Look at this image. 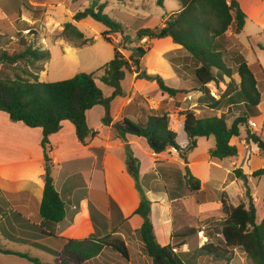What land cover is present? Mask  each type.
Masks as SVG:
<instances>
[{"label":"crops","instance_id":"0c3cea01","mask_svg":"<svg viewBox=\"0 0 264 264\" xmlns=\"http://www.w3.org/2000/svg\"><path fill=\"white\" fill-rule=\"evenodd\" d=\"M99 1L102 2L95 0L93 3L102 5L98 4ZM237 1L248 17L246 25L251 21L264 28V0ZM80 2L88 5L87 0H0V36L11 35L9 37L15 40L14 34L21 32L19 29L28 24L26 21L32 24L47 23L50 33L56 30L58 35L61 33L57 39L50 35L41 38L42 50L50 54V60L36 73L40 82H59L77 75L75 72L71 78L49 80L57 57L65 64V70L77 64L74 58L83 47L72 44L70 41L76 38H67L63 32L65 25L70 23L86 35L83 28H87L86 21L90 18L74 21L78 12L73 7ZM106 2L108 4L103 3L106 5L105 13L110 0ZM125 3V0H120V4L115 6L116 15L113 17L122 24L124 36L130 16H134L123 6ZM181 10L182 7L171 12L166 20ZM52 13H59V20L49 17ZM36 14L39 17H34ZM67 19L69 21L66 22ZM143 42L148 43V47L141 58V72L159 75L167 86L190 93L182 100H175L163 94L156 82L139 79L138 73L127 71L122 82L123 95L112 102L111 126L103 124L105 109L102 106L88 111L87 124L97 135L89 137L83 145L77 138L75 126L69 121L62 123L60 132L50 138L51 174L66 213L64 220L56 227L55 236L41 228L43 219L40 210L45 190L44 177L48 169L42 147L43 130L13 123L7 113L0 111V246L4 250L29 255L46 264H60L57 254L62 249V239H103L111 236L124 241L129 258H124L111 247H105L97 258L86 264H153L143 253L139 227L134 221L141 196L127 169L126 147L140 161V185L152 203L151 221L156 239L162 247L173 244L174 234L196 229L197 234L187 240L181 251L200 249L209 242L206 229L213 227L215 222L224 221L228 209L248 204L247 187L257 207L259 221L264 219V177H253L255 172L264 169V154L257 144L247 140V132L250 131L264 141V130L256 122L257 119H264V94L261 90L260 116L251 120L256 122L257 129L243 127L240 136L232 138L231 145L238 149L235 158L223 161L212 159L211 151L216 147L214 137L199 138L197 148L188 155L187 163L171 149L155 154L144 138L127 136L126 140H122L117 137L113 125L124 118L143 124L149 116L168 114L175 104L180 110L188 109L197 115L226 114L229 127L240 115L227 104L228 98L234 93V88L228 89L230 82L207 86L206 91L214 93L216 100L222 99L221 107L216 108L191 73L186 61L189 54L181 46L170 38H144ZM162 43L168 44L169 49L158 51L155 45ZM121 53L128 58L124 51ZM113 92L112 89L108 97ZM203 100L205 103H202ZM170 121L171 130L177 133L178 145L186 149L189 139L182 118L170 115ZM180 123L183 134L187 136L185 144L179 142L180 132L174 128ZM187 170L201 183V190L197 194L189 193L183 184ZM237 170L248 177L247 186L242 179L235 178ZM206 258L209 257H202ZM200 260L198 264H201ZM0 264L33 263L17 255L0 253Z\"/></svg>","mask_w":264,"mask_h":264},{"label":"trees","instance_id":"16d2710c","mask_svg":"<svg viewBox=\"0 0 264 264\" xmlns=\"http://www.w3.org/2000/svg\"><path fill=\"white\" fill-rule=\"evenodd\" d=\"M177 1L182 7L180 12L171 15L162 28L139 30L137 39L170 38L181 46L189 54L186 61L190 65L191 73L216 108L221 107L222 99L216 100L210 91H206L207 86L212 83L219 85L225 77L231 79L228 89L234 88V93L228 98L227 104L239 112V117L229 127L226 114L197 115L188 109L180 110L175 104L168 114L149 116L146 123L138 124L124 118L114 124L113 128L117 137L122 140H126L127 136L146 139L155 154H162L174 148L186 163L188 155L197 148L199 138H215L216 147L211 151L212 159L223 161L235 158L238 156V149L231 145L232 138L239 137L241 128L247 127L252 119L260 116L261 92L256 76L243 55L244 45L239 39L248 17L237 0ZM158 4L162 6L163 0H159ZM105 9L106 5L93 3L91 7L75 14L74 21L81 22L90 18L107 28V31L102 33V37L106 42L114 45V58L103 67L100 80L105 86L114 90L110 97H105L98 87L94 74L80 73L68 80L40 82L38 75L32 69H36L38 64L48 62L50 54L36 48L34 44L30 45L23 36L13 45L12 50H0V67L18 68L20 64L26 66L18 69L19 74L14 79L0 78V111L7 113L13 123H23L29 128L43 130L42 147L48 169L44 177L45 190L40 210L43 219L41 228L50 231L51 236H55L56 227L64 220L66 214L65 204L55 188L50 159L52 151L50 138L60 132L62 123L69 121L75 126L77 138L83 145L87 143L89 137L97 135V132L91 130L87 124L88 111L96 106H102L105 109L103 124L111 126L112 102L123 95L122 82L127 71L138 73L139 79L156 82L163 94L175 100H182L190 93L187 90H177L167 86L159 75L141 72L142 57L133 55L129 60L126 59L120 47L110 39L111 35H123V26L107 15ZM230 30L232 35H228ZM63 34L67 38L74 37L85 41L84 34L70 23L65 25ZM227 59L236 65V69L228 65ZM256 68L264 80L262 65L257 63ZM41 70L42 68L38 71ZM235 74L241 79L239 86L233 81ZM202 103L205 101L203 100ZM170 115H177L184 122V130L189 139L186 149H182L177 143V133L170 128ZM247 140L257 144L264 154V141L260 136L248 131ZM126 165L141 196L134 221L139 227L138 234L143 243V253L152 260L153 264H198L197 259L204 256L212 257L223 264H231L232 256L228 254L238 250L247 255L254 264H264V219L259 221L258 210L248 187L246 192L248 204H241L227 211L225 208L227 212L225 220L205 231L209 242L200 249L182 252L181 248L187 244L189 238L197 234L196 230L189 229L174 234L173 244L162 247L156 239L151 221L152 203L140 185L141 164L129 147H126ZM234 175L235 178L242 179L247 186L246 175L240 170L235 171ZM253 177H264V169L255 172ZM183 179V184L188 188L189 193L200 192V181L188 170ZM61 244L62 249L57 254L61 260L60 264H86L97 258L105 247H111L124 258H129L124 241L113 239L111 236L103 239H62ZM0 253L17 255L33 264H46L29 255L4 250L1 246Z\"/></svg>","mask_w":264,"mask_h":264},{"label":"rangeland","instance_id":"374dc122","mask_svg":"<svg viewBox=\"0 0 264 264\" xmlns=\"http://www.w3.org/2000/svg\"><path fill=\"white\" fill-rule=\"evenodd\" d=\"M95 0H87V3L80 2L77 5L73 7V9L77 12L84 11L88 7H91L93 2ZM118 0H110V6H108V10L106 11V14L110 17H115L116 15V8L119 2ZM159 0H125V4L123 6H126L131 13L134 15L133 17L130 16L128 25H126L128 29L126 31L125 36L121 35H112L110 36V39H112L113 43L115 45H118L120 47L121 51H124L126 53V56L130 59L133 55H137L142 57L145 54V49L148 47V43L143 42L142 40L137 39V33L141 29H158L162 28L166 23V18L168 15H170L171 12L178 11L181 7L180 3L177 0H163V5L160 6L158 4ZM107 3L106 0H102V2L99 1L98 4ZM64 12V10H61ZM36 13V12H35ZM40 13V12H39ZM59 13H52L49 17L54 19L55 21L59 20L58 15ZM138 15V16H137ZM142 16H147V19H144ZM34 17H39L34 15ZM65 17V15L63 16ZM49 21V20H48ZM69 21L68 19L66 22ZM87 28H83V31L86 35L85 41L84 40H73L72 38V44L75 46L83 47L79 50L78 54L74 58L77 61V64L73 67H71L69 70H65V64L62 62L60 57H57L55 59V69L50 72L49 80H58V79H66L71 78L72 74L77 72V74L80 73H87V74H95V77H97V84L101 88V90L104 91V95L108 97L110 93H112V89L105 86L99 79V76L103 75V67L108 64L114 57V45L106 42L104 38L102 37V33L107 31V28H105L100 23H97L93 19H89ZM26 23L23 27H21L19 30L21 31L19 34L15 33V40H12L9 36H0V50H12L13 45L17 43L18 39L23 36L30 45H35L36 48L42 49L43 42H41L42 36L47 38V35L52 36L53 38L57 39L59 32L50 33L48 30V24H32L30 21H26ZM55 28V26H54ZM57 28V27H56ZM95 30V31H93ZM105 30V31H104ZM24 31H29V34H24ZM104 31V32H102ZM98 32V33H97ZM102 32V33H101ZM18 35V36H17ZM228 35H232V30L228 32ZM62 38V37H60ZM240 41L244 45L243 55L245 56L248 64L251 66L256 79L258 81V88L261 90L264 94V80L262 79L259 71L256 68V64L259 63L262 65L264 70V28L261 26L249 21L246 25V28L244 29L243 33L240 36ZM85 42V43H84ZM161 43V42H160ZM86 44V46H82ZM155 47L158 49V51H163L166 49H169V45L166 43L155 45ZM140 49V50H139ZM142 49V50H141ZM143 51V55H139V51ZM227 63L230 67H233L236 69V65L227 59ZM25 66V64H20L18 68H9V67H0V78L4 79H14L17 74H19L18 69H22ZM44 66L43 64H38L36 66V69H32L34 72L38 73L39 69ZM26 67V66H25ZM44 68V67H43ZM227 78V77H225ZM222 82H230L231 79H225ZM240 77L238 74H235L233 76V81L236 83V86L240 85ZM237 81H239V84H237ZM58 82V81H55ZM215 90V89H213ZM260 91V92H261ZM217 93V92H215ZM264 109V106H263ZM256 122L258 123L259 127L264 130V119H257ZM182 123L179 125L177 124L174 128L180 132V135L178 137L180 143H184L187 140L186 134H183L182 129ZM249 127V124L248 126ZM185 144V143H184ZM185 146V145H183ZM220 222L213 223L214 226L217 224H220ZM212 225V226H213ZM196 230V229H195ZM202 237V234L200 235ZM193 243V242H192ZM191 244V242H190ZM194 251V250H192ZM228 256H232L231 264H254L252 260H250L247 255H245L242 251H232L228 254ZM202 259H197V262ZM201 264H223V262H217L214 258L209 257L206 259L200 260Z\"/></svg>","mask_w":264,"mask_h":264},{"label":"built area","instance_id":"2783aa9c","mask_svg":"<svg viewBox=\"0 0 264 264\" xmlns=\"http://www.w3.org/2000/svg\"><path fill=\"white\" fill-rule=\"evenodd\" d=\"M24 34H29V31H24L23 32ZM211 95L214 97V98H217L216 95L214 93H211ZM249 127L253 130L257 129V124L256 122L254 121H250L249 122ZM172 151H174L175 153H178L177 150H175L174 148H171Z\"/></svg>","mask_w":264,"mask_h":264},{"label":"water","instance_id":"95a60500","mask_svg":"<svg viewBox=\"0 0 264 264\" xmlns=\"http://www.w3.org/2000/svg\"><path fill=\"white\" fill-rule=\"evenodd\" d=\"M138 54H139V55H143V51H139Z\"/></svg>","mask_w":264,"mask_h":264}]
</instances>
